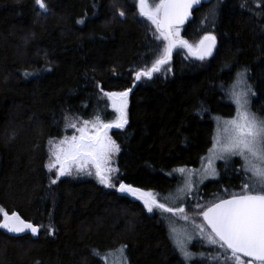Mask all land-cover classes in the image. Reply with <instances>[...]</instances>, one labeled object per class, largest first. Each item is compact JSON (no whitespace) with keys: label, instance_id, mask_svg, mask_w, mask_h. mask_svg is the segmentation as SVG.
Listing matches in <instances>:
<instances>
[{"label":"trees","instance_id":"obj_1","mask_svg":"<svg viewBox=\"0 0 264 264\" xmlns=\"http://www.w3.org/2000/svg\"><path fill=\"white\" fill-rule=\"evenodd\" d=\"M159 2L148 0L150 7ZM45 3L47 12L35 0H0V207L39 228L36 236L0 228V264H104L98 254L119 246H126L128 264H185L165 221L139 200L93 178L62 176L53 184L49 142L104 114L105 92L131 89L128 123L109 132L120 147L115 186L171 190L177 179L166 171L197 165L211 144L212 116L233 115L224 88L237 70L249 72L253 105L264 116V0H210L196 8L181 38L194 47L211 34L215 54L197 61L176 48L134 88L135 73L150 68L165 43L139 15L138 0ZM219 168L203 191L241 187L238 159ZM192 264L215 262L198 257Z\"/></svg>","mask_w":264,"mask_h":264},{"label":"snow or ice","instance_id":"obj_2","mask_svg":"<svg viewBox=\"0 0 264 264\" xmlns=\"http://www.w3.org/2000/svg\"><path fill=\"white\" fill-rule=\"evenodd\" d=\"M35 3L42 12L48 11L45 0H35ZM201 3L202 0H160L154 7H150L148 0H138L139 15L147 18L155 26L159 34L155 39L163 40L165 43L152 66L135 73L137 81L142 77L151 79L154 73L161 70V66L169 63L176 48H186L189 55L199 60L212 55L216 44L215 36L206 34L193 49V46L180 35V26L189 18L193 7ZM212 14L215 15V9L212 10ZM124 15L125 13L121 11L120 16ZM246 71L236 74L237 83L243 82L246 85L245 91L232 93L234 103L237 105V115L225 121L222 133L218 132L214 138L213 147L209 149L211 155L208 158V165L204 169L205 178L209 175L215 176L214 160L228 162L232 157H239L243 162L240 171L245 176L239 194L219 198L217 203L207 207L196 204L195 208L199 211L195 215L202 216L203 223L193 221L192 230L188 231L186 228L178 230L172 217L179 216L186 222L191 219L183 206L185 197L192 189L190 172L187 173L183 186L178 187L175 193L170 192L163 197L166 201L163 203L153 192L142 191L123 181L119 183L117 189L120 193L129 194L142 201L148 212L158 209L162 216L165 213L171 214L164 217L169 223V238L182 254L185 264H192L198 257L201 261L210 259L215 264H264V118L258 117L250 110L248 96L254 93L251 85L247 84ZM129 92L131 89L104 93L117 113L114 121L105 123L97 115L95 122L91 123V130L90 121L85 120L83 126L77 128L79 136L73 135L70 139H63L58 145L49 142L54 162L49 163L47 167L51 171L58 165L56 179L51 181L53 184L59 177L71 175L73 168L77 172L87 171L88 175H92L89 168L91 165L100 184L109 188L115 187L113 180L119 179V176L113 177L112 173H118L119 170L109 165L111 157L120 151V147L107 133L109 129L123 128L128 123L126 108ZM71 126L76 127L75 124ZM174 171L186 173L183 168ZM0 216L3 217L0 220V228L10 233L19 234L30 230L36 235L39 231L37 226L25 222L15 211L9 214L0 207ZM193 233L202 238L206 237L208 242L218 246L220 251L211 257L205 253L192 252L189 245L193 240ZM124 247L126 246H122L118 251L123 252ZM241 255L250 259L245 262Z\"/></svg>","mask_w":264,"mask_h":264},{"label":"rangeland","instance_id":"obj_3","mask_svg":"<svg viewBox=\"0 0 264 264\" xmlns=\"http://www.w3.org/2000/svg\"><path fill=\"white\" fill-rule=\"evenodd\" d=\"M245 70L246 69H244V68L237 70L235 72L232 80L229 83L226 84V86L224 88L225 97H226L227 101L233 105L234 113L231 116H221V115L212 116V121H213L214 128H213V135H212V139H211V144H210L209 148L207 149V151L200 157L199 162L197 163V165L177 167V168H174L172 170L166 171L165 174L167 176L176 177V179H177L176 186L174 188H172L171 190L167 191V192H163V193H159V192H155L154 193L153 192V194H155L158 198H160V202H162V203L166 202V201L163 200V197L167 196L170 192L171 193H175L176 189L178 187L183 186V182L185 180V177H186L187 173H189V172L191 173L190 179L192 181V189H191L190 192H188V194L185 197L184 202H183V206H185V213L191 219L186 222L183 219H181L179 216L172 217V219L176 221L175 227L178 230H182V229L186 228L188 231H191L192 230L193 221L195 223H200V221H201V223H202L201 216L195 215V213L199 211V209L195 208L196 204H200L202 206L207 207L208 205H210L214 201L218 200V198H221V196L224 195V194H228V193L234 194L236 192H238V193L241 192V187L240 188L236 187V188L231 189L228 192H220V193H214V192H211V191L207 192L205 189H204V191L202 189L205 187V185H206V183L208 181L217 179V177L222 173V170H220V168H219L220 164H228L230 162H233L235 159H238L240 161V169L242 167V163L243 162L240 160L239 157H232L228 162H225L224 160L217 159V160L213 161V167L216 170V175L215 176L209 175L206 178L204 176V169L208 165V158L211 155L209 153V149L213 147L214 138L218 135V132L222 133L224 122L227 121V120H231V119L235 118L236 115H237V105L234 103V98H233L232 93L234 91L235 92L245 91L246 85L243 82L237 83L238 78L236 76L237 72H243ZM245 75H246L247 84L251 85L252 93H254V94H249V96H248L249 101H250V110L253 113H255L258 117L264 118V116L261 115L255 109V107L253 105V100H254V98L256 96V93H255V90H254V86H253V84H252V82L250 80L249 72L246 71ZM106 98H107L109 104L107 103L106 105L102 106V109L104 110V114H98L100 116L101 120L103 122H105V123L110 122V121H114L116 119V117H117V113L112 108L111 101L108 99L107 96H106ZM111 112H113L114 115H110ZM89 129L91 130V124H89ZM73 135L79 136V132L77 131V128L75 129L74 132H71L70 134H66V135H64L62 137H59L55 141H52V142H53V144L58 145L61 140L66 139V138L70 139ZM50 147H51V145H50ZM50 155H51V153L49 151L48 155H47L48 159L50 157V159L48 160V164L51 163V162H54V157H52ZM109 166L112 167V168H116L117 169L115 154L111 157V162H110ZM57 168H58V165H57ZM57 168H53L55 172H57ZM89 168L91 169V171L93 173L92 175H88L87 171L77 172V170L75 168H73L72 169V174L71 175H65V176H71V177L82 176V177H86V178L93 177L95 180H97V178L95 177V169L91 168V165H89ZM181 168L186 170L185 174H181L179 171H174V170H178V169H181ZM112 176L116 177L117 173H115V172L112 173ZM201 180H202V182H200ZM113 183H114V180H113ZM105 188H109V187H105ZM111 188H114V187H111ZM111 188H109V189H111ZM141 203L143 204V202H141ZM143 207H144V204H143ZM144 209L148 212V210L145 207H144ZM153 212H157L159 214V216L165 221L166 226H167L168 231H169L168 220L165 219L164 217L165 216H171V214L170 213H165L162 216L160 210H158V209H155ZM148 213H152V212H148ZM0 217H1V219H3L2 216H0ZM4 231L10 234V232H8L6 229H4ZM171 242L173 243L172 240H171ZM173 246H174V243H173ZM213 247L218 249V251H220L218 246L210 244L208 242V240L206 239V237L202 238L198 234L193 233V240H192L191 244L189 245V248H190V250L192 252H194V253H205L206 254L208 252V250L210 248H213ZM121 248H122V246H119L115 250L107 252L106 255L104 253H99L98 255L102 259L104 264H125V260H126L125 247L123 249V252L118 251ZM176 250H177V248H176ZM177 252L183 258L182 254L178 250H177ZM126 262H127V260H126ZM127 264H128V262H127Z\"/></svg>","mask_w":264,"mask_h":264},{"label":"water","instance_id":"obj_4","mask_svg":"<svg viewBox=\"0 0 264 264\" xmlns=\"http://www.w3.org/2000/svg\"><path fill=\"white\" fill-rule=\"evenodd\" d=\"M209 1L210 0H202V3L201 4H199V5H196V6H194L193 7V9L191 10V14H190V16H189V18L185 21V23L183 24V25H185L190 19H191V17H192V12L196 9V8H198V7H200L202 4H207V3H209ZM183 25H181V26H183ZM180 26V27H181ZM206 35V34H205ZM205 35H203L202 36V38L205 36ZM211 35V34H210ZM201 38V39H202ZM200 39V40H201ZM200 40L197 42V44H196V46L199 44V42H200ZM196 46H194V48L193 49H195L196 48ZM186 49V48H185ZM187 50V49H186ZM215 51H216V44H215V47L213 48V50H212V55H210V56H207L205 59H209V58H211L214 54H215ZM173 52H174V50H173ZM187 52H188V50H187ZM189 54V53H188ZM191 57H193L194 59H196L195 58V56H192V55H190ZM171 60V59H170ZM197 60H199V59H197ZM170 62V61H169ZM143 78H146V77H143ZM137 80H135V83L133 84V88H134V86L137 84ZM132 88V89H133ZM118 187H119V184H118V186H117V188H116V192H117V194H119V195H125V196H128V197H131V198H134L135 199V197H133V196H131V195H129V194H126V193H120L119 191H117V189H118ZM227 198H229V197H227ZM218 202V201H217ZM217 202H215V203H217ZM212 205V204H211ZM210 205V206H211ZM202 217V216H201ZM202 220H203V218H202ZM35 226V225H34ZM209 231H210V229H208ZM30 231V230H29ZM33 236H35V235H33ZM241 257H243L242 255H241ZM243 258H245V259H250V258H248V257H243Z\"/></svg>","mask_w":264,"mask_h":264},{"label":"bare ground","instance_id":"obj_5","mask_svg":"<svg viewBox=\"0 0 264 264\" xmlns=\"http://www.w3.org/2000/svg\"><path fill=\"white\" fill-rule=\"evenodd\" d=\"M33 235V234H32Z\"/></svg>","mask_w":264,"mask_h":264}]
</instances>
